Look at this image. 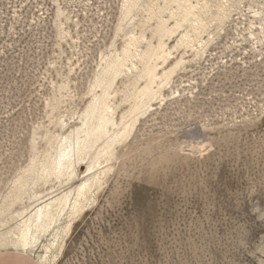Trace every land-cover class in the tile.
<instances>
[{"label": "rangeland", "instance_id": "374dc122", "mask_svg": "<svg viewBox=\"0 0 264 264\" xmlns=\"http://www.w3.org/2000/svg\"><path fill=\"white\" fill-rule=\"evenodd\" d=\"M128 1L0 0V254L34 264H264V0H190L200 34L178 20L184 0H140L126 14ZM160 23L170 30L162 37ZM133 38V53L162 50L159 95L136 121L131 98L146 83L134 89L138 72L124 61ZM120 61L107 103L117 124L134 122L131 135L91 171L93 157L76 162L71 181L43 177L85 137ZM164 73L173 76L162 87ZM23 181L29 192L7 204ZM85 182L78 211L70 204L38 233L33 255L12 247L27 217Z\"/></svg>", "mask_w": 264, "mask_h": 264}, {"label": "bare ground", "instance_id": "6f19581e", "mask_svg": "<svg viewBox=\"0 0 264 264\" xmlns=\"http://www.w3.org/2000/svg\"><path fill=\"white\" fill-rule=\"evenodd\" d=\"M184 1H186V3H188V5H185L183 8V10H184L183 13L181 15H178L180 17V18H178V20H181L184 23L197 24L195 26L194 30L197 32V34H200L201 31L204 29L203 21L201 19L202 18L201 13L197 12V7L193 6L190 0H184ZM226 1H228V0H226ZM139 2H140V0H129L128 3H126V4H128L126 14H129L136 6H138ZM205 4H207V3H205ZM202 5H204V4H202ZM219 6H221V5L219 4ZM205 7L207 8V5ZM227 18H228V16H227L226 12H224V13L219 12L216 20L219 21L220 24H223V22ZM144 27H145V25H144ZM157 32H158L159 36L161 35L160 37H162V35L168 34L170 32V30L166 26V24L160 23V26L157 28ZM144 39H146V38H144ZM139 42H140L139 38H133V39L129 40L128 47L124 51V61L127 63H131V68L128 69V72H130L131 74H133L134 70L138 72L134 78V83H133L134 89L137 88L140 81L144 80L146 83V85L143 87L144 89L141 88V91H139V92L134 91L135 93L133 94L132 98L129 96L133 101V104H132L133 107L132 108L130 107L131 110H130L129 114H130V117L133 118V120H135V121L149 107V105L152 103V101L155 100L156 97L159 95L158 92H156L153 89V85L156 84L157 79H159L158 77H160L157 74L155 62L160 61L158 58L161 54L160 52L162 51V50H159V48L157 50L156 48H153L150 45L149 48L147 49V51H144V52L138 51V52L133 53L131 48H137L139 46ZM167 53H170V52L168 51V52H166V54ZM163 54H165V53H163ZM163 54H162V56H163ZM163 58H165V57H163ZM133 59H137V63H133ZM162 60H164V59H162ZM166 61H167V59H166ZM138 64L141 66L140 70H139ZM179 64H180V62H179ZM176 65H178V64L176 63ZM122 68H123V64L120 61V63H118L114 67V69H112L111 72L109 73V80L107 82V86L105 87V89L103 91V96L100 98V100H98L97 103H95V104L93 103L92 108L91 107L89 108L90 110H88L89 112H88V116H87L88 117L87 120H89V125L84 130L85 137H84V135H83L84 138H81L82 136L81 137L77 136L75 138V143L73 142L75 146L74 147L72 146L73 147L72 151H70L68 153L66 151L65 154L59 156L57 158V160L54 161V163H51V167H49V168L42 167L43 172L41 175L42 176L44 175L43 177L54 176L56 178H61V177L67 176L69 178V180L71 181V180L75 179V177H76V172L74 169L76 162H79L82 160L86 161L88 159V157H93L94 159H92L91 162L89 163V166H88L89 169L87 168L89 171H91L95 168V165L97 163L100 164V159L109 158L113 154V152H114L113 148L115 147V145L117 143H119L122 139L125 140V136H128V134H129V136L131 135L130 130H132L131 126H133L134 122L132 121L133 123L132 122L128 123L125 121L126 119L122 118L121 123L117 124L116 120L114 119V111L111 109L112 107H110L111 104L109 106L107 103V99H109L108 97H110L109 95L112 93V92L110 93L111 85H112V83L114 84L116 82V81L112 82L113 75L122 73L123 72ZM170 70L172 71V69H170ZM168 72H169V70H168ZM163 75H164V79L162 80V78H161L162 87L168 85L170 83V80H171L170 78L173 76L172 74H171L172 75L171 76L168 73H164ZM115 79H117V77ZM159 82H160V80H159ZM132 92L133 91H131V93ZM141 117H142V115H141ZM84 127H83V129H84ZM111 127H113V128L116 127L117 128L116 132L111 133V131H110ZM115 155H116V153H115ZM105 162H106V160H105ZM108 163H109V160H108ZM111 168H113V167H111ZM35 172H36V170H35ZM107 173H108V170H107ZM51 179H53V178H51ZM26 186H29V185L25 181L19 183L18 184V188H20L19 192L13 194L12 197L8 198L7 204H13V202L19 201L23 196L21 194L22 191L24 190V192H25V190H27V191L29 190V189L24 188ZM22 188H23V190H22ZM90 190H91V185L89 182V183H86L85 185H81L77 189V196L73 199H72L73 191L70 190V191H67L66 193H64L62 196H60L54 200H51L50 202H47V201H46V203L44 202L45 204L44 205L41 204L42 206L39 205L40 207L38 209H36L34 214L30 215L25 220L23 219L24 221L18 226V234L17 235H19L20 237H19L18 241H15L12 243V247L15 250L33 255V253H34L33 250L35 248V245L37 243V238H38L37 234L40 232H47L51 228L52 224L55 225V223L57 221H59L58 219L61 217V215L64 214L65 210L68 209V206L70 204L72 205V213L73 214L76 213L78 211V209L80 208L83 199L86 198V196L89 194ZM58 196H59V194H58ZM55 197L56 196H53L52 199ZM49 199H51V198H49ZM34 210H35V208H34ZM26 211L28 212V209ZM23 213H24V211H23ZM28 215H29V213H28ZM61 229H62V227H61ZM65 232H66V229H65ZM40 235H41V233H40ZM42 236H43V233H42ZM6 242H8V240H6ZM4 248H5V246H4ZM39 262L40 263L44 262V264H45L46 260H43V258H42V259H39Z\"/></svg>", "mask_w": 264, "mask_h": 264}, {"label": "crops", "instance_id": "0c3cea01", "mask_svg": "<svg viewBox=\"0 0 264 264\" xmlns=\"http://www.w3.org/2000/svg\"><path fill=\"white\" fill-rule=\"evenodd\" d=\"M0 264H34L32 259L24 254H0Z\"/></svg>", "mask_w": 264, "mask_h": 264}]
</instances>
